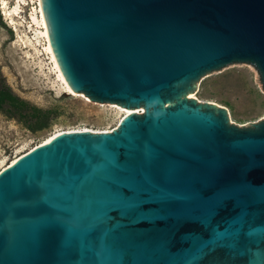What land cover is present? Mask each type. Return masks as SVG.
<instances>
[{
  "label": "water",
  "instance_id": "1",
  "mask_svg": "<svg viewBox=\"0 0 264 264\" xmlns=\"http://www.w3.org/2000/svg\"><path fill=\"white\" fill-rule=\"evenodd\" d=\"M69 88L140 108L0 170V264H264V117L193 97L254 69L264 0H40Z\"/></svg>",
  "mask_w": 264,
  "mask_h": 264
},
{
  "label": "rangeland",
  "instance_id": "2",
  "mask_svg": "<svg viewBox=\"0 0 264 264\" xmlns=\"http://www.w3.org/2000/svg\"><path fill=\"white\" fill-rule=\"evenodd\" d=\"M6 1L8 15L0 4V73L12 94L47 110L49 121L45 127L29 131L0 113V168L50 134L77 129L111 130L125 110H135L67 92L44 50L41 26L31 17L38 19L37 0ZM193 97L224 106L230 123L237 126H249L264 117V88L251 67L210 77Z\"/></svg>",
  "mask_w": 264,
  "mask_h": 264
},
{
  "label": "trees",
  "instance_id": "3",
  "mask_svg": "<svg viewBox=\"0 0 264 264\" xmlns=\"http://www.w3.org/2000/svg\"><path fill=\"white\" fill-rule=\"evenodd\" d=\"M0 113L14 119L23 128L35 131L45 127L49 121L47 110L29 105L15 96L6 85L0 73Z\"/></svg>",
  "mask_w": 264,
  "mask_h": 264
},
{
  "label": "bare ground",
  "instance_id": "4",
  "mask_svg": "<svg viewBox=\"0 0 264 264\" xmlns=\"http://www.w3.org/2000/svg\"><path fill=\"white\" fill-rule=\"evenodd\" d=\"M24 4L26 3L25 1L23 2ZM0 4H1V8L4 10V14L5 15H8L9 12H8V7H7V1L6 0H0ZM37 5H38V13H39V16H38V19L36 18L35 19V15L33 16L32 14V20L35 21L37 24H39L41 27H40V32L41 35L44 37L45 39V44H44V50L47 52V54L49 55V58L51 59L52 63H53V66L54 68L56 69L57 71V74H58V77L60 78L62 84H63V88L69 92V93H73L74 91H72L69 86L66 84L59 68H58V65L56 63V60L54 58V55H53V52H52V49H51V46H50V42H49V38H48V33H47V29H46V24H45V21H44V16H43V13H42V8H41V4H40V0H37ZM34 14V13H33ZM38 33V34H39ZM74 94V93H73ZM123 107V106H122ZM130 109V108H128ZM135 110H125V114H123L124 116L126 114H129V113H140L141 111H143L142 107L140 108H133ZM123 110V109H122ZM123 116L120 117V119L122 118ZM119 119V120H120ZM77 130H87L89 132H97V131H109V130H91V129H77ZM68 131H75V130H68ZM62 132H66V131H58V132H55L53 134H50L47 138H45L44 140H42L40 143L42 142H45L47 140H49L50 138H52L53 136L59 134V133H62ZM32 148V147H31ZM30 148V149H31ZM29 149V150H30ZM28 151V150H27ZM23 153L15 156L13 159L10 160V162L6 163L3 167L0 168V170H2L5 166L11 164L12 162H14L19 156H21Z\"/></svg>",
  "mask_w": 264,
  "mask_h": 264
}]
</instances>
